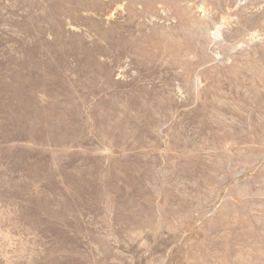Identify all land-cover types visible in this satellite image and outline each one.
Here are the masks:
<instances>
[{"label": "rangeland", "instance_id": "1", "mask_svg": "<svg viewBox=\"0 0 264 264\" xmlns=\"http://www.w3.org/2000/svg\"><path fill=\"white\" fill-rule=\"evenodd\" d=\"M0 264H264V0H0Z\"/></svg>", "mask_w": 264, "mask_h": 264}, {"label": "bare ground", "instance_id": "2", "mask_svg": "<svg viewBox=\"0 0 264 264\" xmlns=\"http://www.w3.org/2000/svg\"><path fill=\"white\" fill-rule=\"evenodd\" d=\"M214 136H215V135H214ZM215 137H216V136H215ZM218 138H219V137H218ZM222 138H223V137H222ZM222 138L220 137L219 139H222ZM218 141H219V140H218ZM218 141H217V142H218ZM217 152L219 153V154H218V155H219L218 157L220 158V157H221V151L219 150V151H217ZM218 160H220V159H218ZM220 161H221V160H220ZM218 162H219V161H218ZM212 185H213V184H211L209 187H211ZM210 193H211V192H210ZM255 222H256V221H255Z\"/></svg>", "mask_w": 264, "mask_h": 264}]
</instances>
